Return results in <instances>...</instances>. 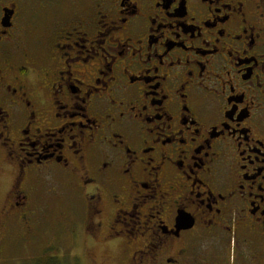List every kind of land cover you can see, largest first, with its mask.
Segmentation results:
<instances>
[{
	"label": "flooded vegetation",
	"instance_id": "af4514ba",
	"mask_svg": "<svg viewBox=\"0 0 264 264\" xmlns=\"http://www.w3.org/2000/svg\"><path fill=\"white\" fill-rule=\"evenodd\" d=\"M0 154L72 264H264V0H0Z\"/></svg>",
	"mask_w": 264,
	"mask_h": 264
},
{
	"label": "rangeland",
	"instance_id": "374dc122",
	"mask_svg": "<svg viewBox=\"0 0 264 264\" xmlns=\"http://www.w3.org/2000/svg\"><path fill=\"white\" fill-rule=\"evenodd\" d=\"M9 173L3 166L0 154V264H72L68 253H79L83 251L81 228L78 237L71 236L73 223L70 222L66 213L69 204L65 197H54L47 199V211L43 218L34 225L32 235L23 238L20 227L13 225L3 226L1 215V197L7 186ZM78 207L79 204H74ZM80 226V225H79ZM74 239L75 244L72 242ZM47 242L50 243L47 246ZM102 264V259L107 256L104 249L93 246L91 249Z\"/></svg>",
	"mask_w": 264,
	"mask_h": 264
}]
</instances>
